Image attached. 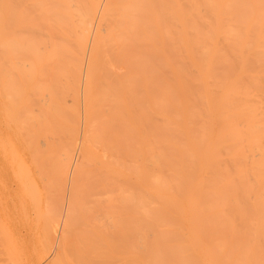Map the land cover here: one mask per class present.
Instances as JSON below:
<instances>
[{
    "label": "bare ground",
    "instance_id": "6f19581e",
    "mask_svg": "<svg viewBox=\"0 0 264 264\" xmlns=\"http://www.w3.org/2000/svg\"><path fill=\"white\" fill-rule=\"evenodd\" d=\"M0 15L21 64L0 83V264H264V0H0ZM43 119L65 122L74 164L58 136L35 141ZM105 195L118 214L93 222Z\"/></svg>",
    "mask_w": 264,
    "mask_h": 264
},
{
    "label": "rangeland",
    "instance_id": "374dc122",
    "mask_svg": "<svg viewBox=\"0 0 264 264\" xmlns=\"http://www.w3.org/2000/svg\"><path fill=\"white\" fill-rule=\"evenodd\" d=\"M1 1H7V0H1ZM11 1L12 0H8V3L11 4ZM12 21L13 20L10 21V26H12ZM0 28L1 29L3 28L2 23H1V17H0ZM26 36H31V35H26ZM19 51H20V49L18 46V37H16L13 27L9 28L5 33H3L1 30V32H0V83H8V82L12 83L13 81L18 82V80H19V73L18 72L21 68V64H20V62H18ZM27 84H28V82H25V86H26V88H28V92H30L29 102L31 104L32 109H37V107L35 105L36 104L35 98L37 97V95L34 94L35 93L34 88H35V90H37L36 88L39 87L41 82L32 81V82H30V84L28 86H27ZM22 109H23V111L26 110V108H22ZM39 113H40L39 110H36V111L33 110L32 115L38 116ZM97 122H99V121H97ZM39 124L40 125L32 124L33 134L35 135L34 136L35 141L37 139L48 138V136L50 134L58 136L60 138V141L57 143V146L55 148L56 153L62 154L63 152H67L70 155L68 163L73 162L72 159L74 157H76V153H77V143H75L76 141L71 136V133L65 129V122H62L60 120L57 122L53 121V122L48 123L46 121V119H43L39 122ZM74 127H76V125H74ZM17 137H18L17 135L13 136V138L17 139V141H18L17 143H19L20 141ZM7 139H10V138H7ZM18 151L20 152V150L18 149L16 151L12 152L13 154L11 153L12 156L10 155V158L12 157L11 160L14 161V158H15L16 163L18 162L17 160H19V156H20L19 155L20 153H18ZM15 162H12L13 167H14V168L12 167L13 170L11 167H6L5 169H3L5 173L3 172V170H2L3 173L2 172L1 173L6 175V176H8V174H9L10 178H13V176H16V174H15L16 172L14 173V169H15V171L18 170V167H17L18 163L16 164ZM73 164H74V162H73ZM17 173L19 174L18 171H17ZM1 185L3 186V183L0 184V187L2 188ZM71 188H72V186L70 187V189ZM108 196L109 195L103 196V199L100 202L93 204L89 209L86 210V213L88 215L89 214L91 215V213L97 214L94 217V219H92L93 222H101V223L103 222L104 223L106 221V219H108V217H110L113 214V212L117 213V211H115L113 208V204H110L108 202ZM136 224L139 227H141L142 229H146V230L148 229V230H153V231L158 232V229H159V225L157 222L149 223L147 221L146 222L143 221L141 223V225L138 223H136ZM114 239H115V237L110 238V240H114ZM33 240H35V239L33 238ZM147 242H148V247H150V246H153L154 240L152 238H149V239H147ZM130 243L133 247L136 248V251L139 254L144 255L146 259L148 258L149 262L153 261V257L151 259L147 255L148 251L143 249V245L145 243L138 236V234L137 235H135V234L131 235V242ZM36 261H38L37 258L32 260V262H36Z\"/></svg>",
    "mask_w": 264,
    "mask_h": 264
}]
</instances>
